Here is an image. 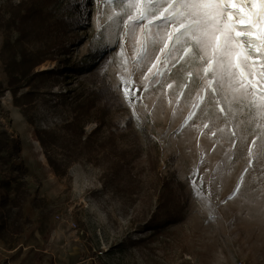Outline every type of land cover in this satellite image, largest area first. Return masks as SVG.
<instances>
[{
	"label": "rangeland",
	"instance_id": "1",
	"mask_svg": "<svg viewBox=\"0 0 264 264\" xmlns=\"http://www.w3.org/2000/svg\"><path fill=\"white\" fill-rule=\"evenodd\" d=\"M19 1L0 0V215L5 219L0 264H264V116L249 110L247 101L228 110L231 94L213 96L206 79L190 77L189 63L177 62L183 51H173L165 63L173 28L148 31L149 21H142L132 32L119 0H59L48 7L27 0L45 16L27 24L24 48L46 61L17 89L23 107L16 106L4 61L7 45L19 35L9 23ZM76 4L82 16L73 37L60 40L44 30L55 20L74 17ZM145 45L147 55L138 64ZM249 62L245 85L249 98L259 102L264 58ZM103 83L119 103L94 141L104 143L108 127L130 123L125 134L136 133L141 149L128 157L135 187L126 185L128 179L108 184L110 146L104 144L91 160L87 148L76 146L63 129L78 111L76 104ZM26 93L31 96L25 98ZM94 127L93 122L84 126L82 140ZM37 130L57 138L48 154L58 173L36 141ZM133 142L132 136L117 134V152L130 150ZM147 151L162 175L184 185L188 197L184 218L155 235L146 228L155 206V196L150 200L147 193L153 177Z\"/></svg>",
	"mask_w": 264,
	"mask_h": 264
},
{
	"label": "snow or ice",
	"instance_id": "2",
	"mask_svg": "<svg viewBox=\"0 0 264 264\" xmlns=\"http://www.w3.org/2000/svg\"><path fill=\"white\" fill-rule=\"evenodd\" d=\"M114 2L104 0L105 4ZM119 3L126 15L125 25L132 32L142 21H149L148 31L152 27L173 28L171 46L164 55L165 63L173 51H183L185 55L177 57V62L189 63L193 69L188 73L190 77L195 74L201 80L206 79L213 96H220L225 91L231 94L228 110L234 102L243 105L247 101L249 110L255 108L264 116V91L258 93L261 100L257 102L249 98L250 86L245 85L251 74L248 71L252 66L250 58L257 55L264 58V0H236L235 3L233 0H119ZM162 11L163 17L153 24ZM155 43L157 41H153ZM147 51L145 45L138 64ZM260 76L264 81V68H261ZM125 94L128 95L127 90ZM215 103L221 113L226 111L221 107V100L217 99ZM236 191L239 192V185Z\"/></svg>",
	"mask_w": 264,
	"mask_h": 264
},
{
	"label": "trees",
	"instance_id": "3",
	"mask_svg": "<svg viewBox=\"0 0 264 264\" xmlns=\"http://www.w3.org/2000/svg\"><path fill=\"white\" fill-rule=\"evenodd\" d=\"M58 1L59 0H42V3L48 7L51 4L58 3ZM72 9H76L74 17H62L55 20L50 24H46L44 30L55 32L56 37L60 40L69 34L70 37H73V29L81 25L79 20L82 13H80L81 6L79 4H76L75 8ZM72 9H70V11H72ZM43 16H45V14L42 13V9L36 4L28 3L27 0H20L10 11L9 23L13 25L19 35L13 43L7 45L9 55L6 58V61H4V67L9 76L8 87L12 93L13 101L15 105L19 107H23V103H21L16 96L17 89L22 87V85H26L29 82L30 77L34 75L33 70L46 61L40 56H30L24 48L27 24L31 19H42L41 17ZM48 17H46V19H48ZM60 47L64 52L68 51L65 44L60 43ZM17 57H19V59H17ZM79 67H81V65H77L76 69H79ZM25 79L28 82L22 84ZM30 96L31 94L28 93L24 95L25 98ZM118 103V96L113 93L110 87L103 83L97 90L91 91L81 102L76 104L78 111L74 114L72 121L64 125L63 129L69 134L70 140L75 143L76 146H79L78 144H80L84 146V148H87L88 157L91 160L94 159L93 156L97 155L99 151L104 150V144L110 146V151L113 154V157L111 163L108 164L110 176L108 172L105 174L106 182L108 181L109 176L108 184L119 186L124 179H128L126 185L130 187L136 184V176L129 172L130 164H132L133 161L128 157L131 156L132 152L134 155L141 154V149L138 146L137 134L131 130L129 134H125V131L130 129V123L127 122L120 128L117 126L115 130L108 127L109 134L105 142L95 143L94 141L95 137L101 132L103 126L106 124L105 117L111 114L112 109ZM91 122L95 124V127L85 139L82 140V137L85 135L84 126ZM142 131L143 136L148 142L150 136H148L145 129ZM117 134L133 137L134 142L130 150L123 149L120 150V152H117L115 144V137H117ZM35 135L36 141L45 150L49 166L58 173L59 166L48 154L51 146L57 142V138L44 130H37ZM146 165L148 166L149 173L153 175L152 181L149 182L147 193H150V200L155 196L154 210L150 214V220L147 222L146 228L152 231V234L155 235L161 232L165 225L177 223L184 218V212L188 205V197L184 192V185L181 182L177 181L172 175L164 176L161 174L158 170L157 160L150 154V152L148 153V151ZM60 173L63 172L60 171ZM5 187L9 189V184L7 182L5 183ZM14 189L20 193L17 186ZM21 195L23 196V194ZM4 203H6V200H4ZM0 221L1 224L4 225L5 219L2 214L0 215Z\"/></svg>",
	"mask_w": 264,
	"mask_h": 264
}]
</instances>
